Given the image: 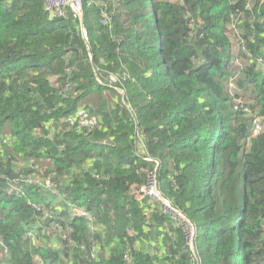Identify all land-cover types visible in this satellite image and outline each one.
<instances>
[{
	"label": "trees",
	"instance_id": "trees-1",
	"mask_svg": "<svg viewBox=\"0 0 264 264\" xmlns=\"http://www.w3.org/2000/svg\"><path fill=\"white\" fill-rule=\"evenodd\" d=\"M83 26L0 0L4 263L264 264V1L85 0ZM155 161L193 248L138 194Z\"/></svg>",
	"mask_w": 264,
	"mask_h": 264
},
{
	"label": "built area",
	"instance_id": "built-area-1",
	"mask_svg": "<svg viewBox=\"0 0 264 264\" xmlns=\"http://www.w3.org/2000/svg\"><path fill=\"white\" fill-rule=\"evenodd\" d=\"M84 1L85 0H46V8L58 17L66 16V13L69 9L73 14V18L81 23L82 32L86 37V31L83 26ZM78 117H79L80 125L83 127L92 128L97 124L96 118L91 116L89 112L85 110H82L79 113ZM147 160L152 161L151 159H147ZM155 164H156L155 170L149 176V184L143 188H140L138 190V194L144 197L152 198L157 202H159L160 204H162L164 207V205L169 204V201L163 197L159 187V175H160L159 171L161 169V164L157 161H155ZM171 210L172 211H166L164 207V211L170 213L172 216L174 213H176L177 215L179 214L182 221L180 220L177 221L185 223L184 226L186 227L188 221L186 222L182 214L174 210L173 207L171 208ZM76 213H77L76 215H78L80 212L76 211ZM82 214L83 213L81 212V215ZM173 218L176 220L175 215L173 216Z\"/></svg>",
	"mask_w": 264,
	"mask_h": 264
},
{
	"label": "rangeland",
	"instance_id": "rangeland-1",
	"mask_svg": "<svg viewBox=\"0 0 264 264\" xmlns=\"http://www.w3.org/2000/svg\"><path fill=\"white\" fill-rule=\"evenodd\" d=\"M264 1V0H263ZM263 3V2H262ZM104 22H106L107 21V18H109V16H108V14L107 13H105L104 14ZM82 36H83V38H85L86 39V37L84 36V34H82ZM236 65H239V61H237L236 63H235V66ZM110 80L112 81V82H115L116 81V78H115V76H112L111 78H110ZM109 84V83H108ZM110 86H112L111 84H109ZM119 93H123V91L122 90H119ZM233 93L235 94V92L233 91ZM123 95V94H122ZM122 99H124V97H122ZM88 112V111H87ZM257 126H259V128H257ZM263 131V128H262V125H260L259 123H257L256 125H255V128H254V134H258V133H260V132H262ZM52 183L53 182H51V181H49V180H46L45 182H44V185L46 186V187H48V188H52L54 191V193L55 194H57V192L58 191H56L55 189H54V187H52L51 185H52ZM164 207H165V210L166 211H172L171 210V208H172V205L170 204V202H169V204H166V205H164ZM73 214H77L76 212H74ZM176 216V220H180V221H182L181 220V217H180V215L178 214H176V213H174L173 214V216ZM48 218H51V215H49L48 214ZM57 227H59L58 226V224L57 223H55L54 225H52L50 228H51V231H50V233H48L47 235H48V237H50V239H55L59 234H60V231H54V230H56L57 229ZM186 233H187V238H188V244L189 245H191L192 246V248H193V241H194V238H195V234H193V232L190 230V226H189V224H187L186 225ZM64 239L66 240V241H68V242H70L71 241V238H70V236L69 235H65L64 236ZM92 242L93 243H96L95 241H93L92 240ZM1 246V245H0ZM94 249H95V247H93ZM191 248V249H192ZM193 250V249H192ZM4 260L6 261V251H4L3 250V248H1L0 247V264H3L4 263ZM38 260V263H40L39 262V259H37ZM196 261L200 264V260H199V258L198 257H196ZM5 264V263H4Z\"/></svg>",
	"mask_w": 264,
	"mask_h": 264
},
{
	"label": "clouds",
	"instance_id": "clouds-1",
	"mask_svg": "<svg viewBox=\"0 0 264 264\" xmlns=\"http://www.w3.org/2000/svg\"><path fill=\"white\" fill-rule=\"evenodd\" d=\"M48 10V9H47ZM69 10V9H68ZM49 11V10H48ZM70 11V10H69ZM51 12V11H50ZM71 12V11H70ZM72 13V12H71ZM55 15V14H54ZM58 17V16H57ZM72 17H73V14H72ZM61 18V17H60Z\"/></svg>",
	"mask_w": 264,
	"mask_h": 264
},
{
	"label": "water",
	"instance_id": "water-1",
	"mask_svg": "<svg viewBox=\"0 0 264 264\" xmlns=\"http://www.w3.org/2000/svg\"><path fill=\"white\" fill-rule=\"evenodd\" d=\"M122 94L124 95V92Z\"/></svg>",
	"mask_w": 264,
	"mask_h": 264
}]
</instances>
